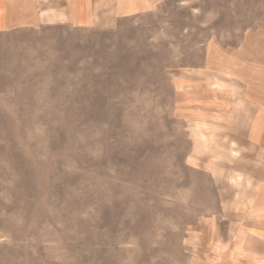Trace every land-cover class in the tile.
<instances>
[{
	"label": "rangeland",
	"instance_id": "rangeland-1",
	"mask_svg": "<svg viewBox=\"0 0 264 264\" xmlns=\"http://www.w3.org/2000/svg\"><path fill=\"white\" fill-rule=\"evenodd\" d=\"M123 1L0 29V264H256L264 0Z\"/></svg>",
	"mask_w": 264,
	"mask_h": 264
},
{
	"label": "crops",
	"instance_id": "crops-1",
	"mask_svg": "<svg viewBox=\"0 0 264 264\" xmlns=\"http://www.w3.org/2000/svg\"><path fill=\"white\" fill-rule=\"evenodd\" d=\"M123 0H0V29L68 22L74 26L100 25L107 15L127 11ZM264 242V231L257 232ZM264 264V254L253 258ZM253 264V263H252Z\"/></svg>",
	"mask_w": 264,
	"mask_h": 264
}]
</instances>
